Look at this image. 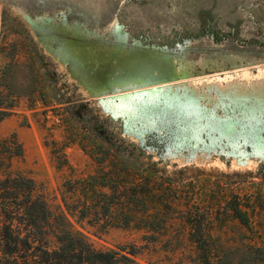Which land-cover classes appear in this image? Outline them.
<instances>
[{"label":"rangeland","instance_id":"374dc122","mask_svg":"<svg viewBox=\"0 0 264 264\" xmlns=\"http://www.w3.org/2000/svg\"><path fill=\"white\" fill-rule=\"evenodd\" d=\"M0 101L23 150L0 179L33 181L48 234L109 264H207L198 237L264 264V0H0Z\"/></svg>","mask_w":264,"mask_h":264},{"label":"trees","instance_id":"16d2710c","mask_svg":"<svg viewBox=\"0 0 264 264\" xmlns=\"http://www.w3.org/2000/svg\"><path fill=\"white\" fill-rule=\"evenodd\" d=\"M2 106L3 102L0 101V122L13 107L11 102L3 108ZM1 146L7 154L6 159L23 155L21 144L14 135L2 140ZM92 181L94 178L78 180L76 189L84 190L85 184L92 188L91 186H95ZM103 186L99 185V191H94V194L104 197L105 193L101 191ZM109 189L115 195V187L110 186ZM97 196L95 202H101L97 201ZM91 202H94L93 199L88 201L86 197V201L82 203L79 210L82 217L91 214L90 212L97 217L101 215L97 209L90 211ZM103 210L104 215L109 212L108 207ZM231 212L240 223L248 226L246 213L242 209L234 206ZM0 213V264H109L116 260V253L96 251L84 241L71 236L68 231L48 234L44 228L49 224L50 217L53 220L55 217L51 215L45 200L36 195L31 179L11 174L0 179ZM51 236L54 238L53 244L48 239ZM194 242L208 264L211 253L205 249L202 237L195 238ZM121 259L127 260L125 256Z\"/></svg>","mask_w":264,"mask_h":264}]
</instances>
